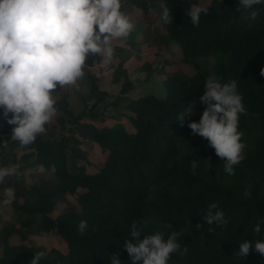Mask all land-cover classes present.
<instances>
[{
  "label": "trees",
  "instance_id": "1",
  "mask_svg": "<svg viewBox=\"0 0 264 264\" xmlns=\"http://www.w3.org/2000/svg\"><path fill=\"white\" fill-rule=\"evenodd\" d=\"M159 1H162L160 6ZM193 1L122 0L127 3V7H123L126 13L134 7L142 11L152 7L160 12L168 7L173 22L169 25L161 23L165 31L163 46L168 48L175 43L182 62L192 66L195 73L192 77L181 73L167 74L162 81L164 98L147 95L129 101L126 109L131 115L125 118L133 128V134L117 123L111 127L90 126L91 141L106 154L96 172L68 171L65 139L52 150L42 136H38L34 145L25 148L46 151L51 148L43 155L39 166L46 172L54 169L57 186L46 193L31 186L34 194L31 202L25 199L20 202V195L15 194V199L10 202L13 212L39 217L33 221L21 219L18 227L53 232L67 248L65 254L50 250L40 264H110V256L117 252L122 264H132L123 245L127 238L137 243L129 237L133 221H143L141 240L167 223L173 225V230L181 232L179 243L187 246L189 251L185 256L173 254L168 264H264V256L254 250L255 240L264 239V224L260 234L252 231L264 217V3L256 6L260 12L258 18L249 22L242 19L244 10L239 7L240 0H211L204 6L208 8V14H201L199 26L194 27L186 10ZM223 15L228 16L225 22ZM134 30L132 41L125 42L130 50L134 44L147 42L149 34L155 31L139 25ZM121 46L125 47L124 43ZM118 55L116 53L111 66H106L107 77L118 67ZM93 58L100 62L99 55ZM209 58L215 61V77L221 83L231 79L238 82L248 112L247 116H240L242 140L246 135H256L248 142L246 159L236 167L233 176L225 174L224 161L215 155L208 141L192 135L187 127V123L199 122L204 107L199 105L198 111L186 118L183 127L176 118L192 102L190 82L193 79L199 81V91L204 93L206 74L202 60ZM153 72L148 73L149 79ZM133 84V80L125 81L110 106L117 108L133 89ZM98 87L95 81L89 85L88 94L94 103L77 120L83 116L99 117L95 110L105 103L107 95ZM60 105L65 107L68 116H74L64 99H57V107ZM0 120L5 121L2 110ZM13 127L3 126L1 132L7 133ZM180 139L185 146L182 154L179 153ZM12 143L15 149L19 147L14 139ZM179 154L181 157L177 160ZM209 157L212 166L208 170L203 160ZM197 158L201 160L193 174L191 161ZM245 189L251 190V198L243 196ZM64 194L75 197L80 209L78 212L64 211L56 221L51 214L56 210L60 195ZM212 202L219 204L229 224L225 229L217 228L209 233L203 215ZM81 220L88 222L84 235L78 232ZM188 220L191 223H187ZM197 223L203 226L197 228ZM14 232L19 237L18 243L9 242L11 232L0 236V264H29L36 250L24 244L27 237L20 229ZM243 241L253 244L245 258L236 255Z\"/></svg>",
  "mask_w": 264,
  "mask_h": 264
},
{
  "label": "clouds",
  "instance_id": "2",
  "mask_svg": "<svg viewBox=\"0 0 264 264\" xmlns=\"http://www.w3.org/2000/svg\"><path fill=\"white\" fill-rule=\"evenodd\" d=\"M262 3L264 0H240L242 19L255 21L260 15L256 6ZM122 8V0H0V110L7 124L14 126L11 138L21 148H30L38 136L46 134V126L59 111L56 94L66 86L78 88L94 56H100L101 65H112L116 55L113 42L123 44L136 27ZM201 14L207 15L208 8L194 4L189 9L194 27L199 26ZM172 22V12L164 7L159 23ZM203 87L199 104L204 110L199 122L187 123V127L192 135L208 141L215 155L224 161L225 174L233 176L236 167L246 159L247 143L240 131V116L248 115L243 96L235 79L221 83L209 76ZM196 108L197 102L193 101L177 114L182 127ZM198 160L201 159L191 161L193 174ZM203 161L209 170L211 157ZM21 175L19 165L0 163V184ZM3 196L5 204L14 200V187L4 188ZM243 196L251 198V190L245 189ZM142 223L133 221L129 230V237L137 243L124 240L123 247L132 264H168L173 254L188 253V247L179 243L181 232L173 230L172 224L162 225L159 231L141 240ZM203 223L213 233L217 228H227L229 221L219 204L212 202L207 205ZM262 224L264 217L252 231L260 234ZM202 226L196 224L197 228ZM87 228V220H81L80 235ZM252 249L251 242L243 241L236 255L245 258ZM254 250L264 256V239L255 240ZM45 256L43 251L36 252L29 264H40ZM119 257V252L112 254L110 264H122Z\"/></svg>",
  "mask_w": 264,
  "mask_h": 264
},
{
  "label": "rangeland",
  "instance_id": "3",
  "mask_svg": "<svg viewBox=\"0 0 264 264\" xmlns=\"http://www.w3.org/2000/svg\"><path fill=\"white\" fill-rule=\"evenodd\" d=\"M210 2L211 0H194L186 10L189 11L194 4L204 7L209 5ZM157 4L159 6L162 5V1H159ZM123 7L126 8L127 3L124 2ZM122 11H124V8H122ZM127 14L131 17L132 22L136 26L149 27L151 30L155 31L149 34L150 36L147 42L144 41V43L138 45L139 47L134 44L133 47H131L132 50L129 49V46H126L125 42V47H122L119 41H114L113 46L115 50L117 49L116 53L119 54L117 56L119 58V65L112 70L113 73L109 77H107L108 75L105 73L106 66L101 65L100 62H96L97 60L94 58L92 61H89L90 66L86 70V77L79 82V87L74 88L66 86L56 98L59 100L64 99L66 103L69 104V109L70 107L72 108L74 116H68L64 111L65 107L62 105L58 106L59 111L57 116L46 126V134L40 135L42 136V140L52 147V150L56 149L55 145L57 144L58 146L61 139L66 140L65 145L67 150L65 152V161L66 167L70 172H86L89 170V173H94L104 161L103 158H105L106 154H103L99 146L91 141L90 126L93 125L97 128L102 126L111 127L117 123L125 127L128 133L133 134L134 130L125 118L131 115L126 109L129 101L137 100L147 95L164 98L165 94L162 81L167 74L181 73L187 77H192L195 73L192 66H188L182 62L180 51L175 43L170 44L168 48H164L162 37L165 35V31L161 23H159L162 12L152 7H148L146 11L134 7L131 12ZM227 18V15L222 16L224 22L227 21ZM138 32H136V34ZM133 33H135V30H133L131 35ZM131 35L126 43L132 41ZM152 36L154 37L152 38ZM202 64L206 79L209 76L215 77L214 59L209 58L206 61L202 60ZM151 71H154V75L149 79L148 73H151ZM128 80L134 81L133 89L126 95V98L120 101L117 108L111 107V103H114L118 97L121 85ZM92 81L99 84L98 90L106 93L105 103L99 104L96 108L95 112L99 114L97 119H90L83 116L82 119L77 120L76 118L87 112L94 103V100L91 99L88 94L90 89L89 85ZM190 90L192 102H197L196 112L200 105L199 97L203 95L199 91V81L193 79L190 82ZM5 123L8 125L6 121ZM9 133H12V129L9 130ZM254 137L246 135L243 142H246L248 145V142L252 141ZM5 145L7 147L5 151H8L9 143ZM92 145L96 146L100 152L97 148L94 149ZM179 149L180 154L184 153L185 146L183 145V139L179 140ZM50 150L51 148H49L48 151L45 149L28 150L19 146L17 150L14 151L15 155L12 161L13 164L20 166L22 175L7 179L3 184H0V236L11 232L9 241L12 240L18 243L20 240L14 231L20 229L27 237L24 244L29 247L32 246L36 252L43 251L47 254L50 250L55 249L65 254L67 252L65 242L53 232L44 233L34 230L33 227L25 229L18 227L21 219L24 221H33L39 218L37 215L26 216L15 213L10 207V202L7 204L4 203L5 198L3 196V190L10 186L14 187L15 194L20 195V202H22L23 199L29 202L34 199L33 191L30 188L31 186L38 187L45 193L53 190L57 186V180L53 179L54 175L53 177L51 174L44 175L43 178L39 170L41 158ZM2 152L3 151H0V155ZM180 154L176 158L177 160L181 157ZM51 169L53 173L54 169ZM65 198L67 200H64L63 204H60V201L56 203V210L51 214V217L56 221L62 212H78L80 209L75 197L66 195ZM1 247L0 244V253L2 251Z\"/></svg>",
  "mask_w": 264,
  "mask_h": 264
},
{
  "label": "crops",
  "instance_id": "4",
  "mask_svg": "<svg viewBox=\"0 0 264 264\" xmlns=\"http://www.w3.org/2000/svg\"><path fill=\"white\" fill-rule=\"evenodd\" d=\"M146 42V41H145ZM144 43V42H143ZM65 89V88H64ZM64 89H62V90H64ZM62 90H61V92H62ZM60 92V93H61ZM59 93V94H60ZM58 97V96H57ZM56 97V98H57ZM9 125V124H8ZM3 126H6V123H5V121H2V120H0V127H1V130H2V127ZM10 126V125H9ZM102 126V125H101ZM12 138H11V134L9 133V132H7V133H3V132H1L0 131V151H3L2 152V154L0 155V158H2V159H0V163H3V164H13V161H12V158H13V156L15 155L14 154V151L15 150H17V148L15 149V147H14V145H13V143H12ZM9 143V148H8V151H5V149L7 148L6 147V145L5 144H8ZM93 146V148L95 149V148H97L96 146H94V145H92ZM98 149V148H97ZM99 150V149H98ZM99 152H100V150H99ZM103 153V152H102ZM103 154H105V153H103ZM104 159V158H103ZM4 161V162H3ZM94 169V168H93ZM40 170V173L42 174V177L44 178V175H48V174H51L52 175V177H53V173L50 171V172H46V171H44L42 168H40L39 169ZM85 173H89V170L88 171H86ZM53 179H54V177H53ZM55 180V179H54ZM65 194L64 195H60V199L57 201V202H59L60 201V204H63V201L64 200H67L66 198H65ZM53 218V217H52ZM10 243H15V242H13L12 240L11 241H9ZM1 254V253H0Z\"/></svg>",
  "mask_w": 264,
  "mask_h": 264
}]
</instances>
